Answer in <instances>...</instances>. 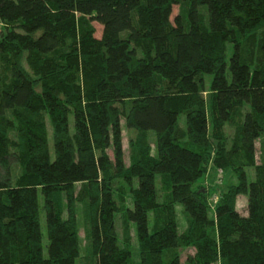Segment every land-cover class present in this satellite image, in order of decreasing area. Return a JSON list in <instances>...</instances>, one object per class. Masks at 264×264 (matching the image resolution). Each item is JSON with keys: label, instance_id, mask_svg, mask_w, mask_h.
Here are the masks:
<instances>
[{"label": "trees", "instance_id": "trees-1", "mask_svg": "<svg viewBox=\"0 0 264 264\" xmlns=\"http://www.w3.org/2000/svg\"><path fill=\"white\" fill-rule=\"evenodd\" d=\"M0 24V264H77L80 210L91 264H129V228L140 264H264V0H0ZM209 163L237 183L198 187Z\"/></svg>", "mask_w": 264, "mask_h": 264}, {"label": "rangeland", "instance_id": "rangeland-1", "mask_svg": "<svg viewBox=\"0 0 264 264\" xmlns=\"http://www.w3.org/2000/svg\"><path fill=\"white\" fill-rule=\"evenodd\" d=\"M185 12L186 9L183 5H180L179 3L177 5H175L173 7V11H172V16H171V20H173L177 15H182L183 17L185 16ZM92 26L94 27L95 30V37L96 38H100L101 37V32H102V28L100 25H98L97 23H93ZM2 27L0 24V31H1ZM207 82H209V79H207ZM208 84V83H207ZM179 127L184 130V117L180 116L179 119ZM228 132L230 133V131L228 130ZM49 150L50 153H53V146H52V137H51V133L49 134ZM122 136H123V152H124V163L126 166L129 165V161H130V155L131 152L128 149V138H129V132L127 130H125L123 128L122 130ZM151 136V143H154V139L152 140V138L154 137V134L150 133ZM111 156V155H110ZM257 156L258 159H262V152L259 149V146L257 145ZM212 163H209L208 166H206L207 168V172L204 174L203 178L200 180L198 187H204V188H208L209 187H213V186H218L220 187L221 190H225L227 186L231 185V184H236L237 180L235 178V176L231 173H224L222 170H215L212 169ZM13 176L14 178L17 177V175L19 174L18 171L16 170V167H14L13 170ZM253 170L252 169H248L247 170V178L248 181L253 180ZM159 192L160 189L158 188ZM163 193V192H162ZM163 197V194L159 193V199L161 200V198ZM128 206H131V204L128 201ZM245 206H246V197H240L238 198V202H237V210L241 213L244 214L245 212ZM176 215H177V225H178V229L179 232L182 233L185 228H186V221L184 219V217L181 214V207L177 206L176 207ZM149 220H151V216L149 217ZM78 236L80 239V244H81V256L79 259V262L77 264H91L88 261H90V244H89V239H88V233H87V222L85 220V217L82 213V210L79 211V215H78ZM116 231H117V235H118V240H119V245L122 247L123 241L124 239H126V236L124 237V231L122 229L121 223L119 222V220H117L116 222ZM41 233H42V242L43 244L47 242L46 239V229H45V223L44 220H41ZM129 237H130V252H131V258H130V263L129 264H140L139 261V248L137 245V241H136V237H135V232L129 228ZM45 245V244H44ZM45 247H44V254H45ZM177 253V257L180 260V263L185 264L186 262V257L188 254L192 253L191 249H187V250H179L176 251ZM174 255L171 254L170 257H173Z\"/></svg>", "mask_w": 264, "mask_h": 264}]
</instances>
